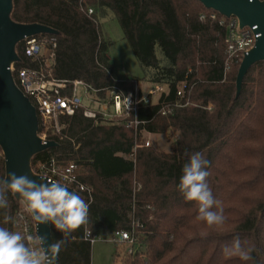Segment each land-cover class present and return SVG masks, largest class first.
Here are the masks:
<instances>
[{"label":"trees","instance_id":"obj_1","mask_svg":"<svg viewBox=\"0 0 264 264\" xmlns=\"http://www.w3.org/2000/svg\"><path fill=\"white\" fill-rule=\"evenodd\" d=\"M12 4L10 17L15 22L38 23L57 32L36 35L55 40L54 59L43 69L46 79L81 80L102 99L106 91L134 90L136 80L121 75L110 60L112 42L99 23L109 11L144 72L142 79L166 87L155 103H140L127 118L144 121L136 129L87 118L78 110L60 118L59 134H49L56 145L31 158L32 168L38 159L51 156L64 164L73 161L78 178L92 188L88 222L73 230L57 264H91L85 229L103 238L133 230L139 248L126 254L122 264H241L224 251L237 237L242 248L252 249L248 262L264 264V199L238 215L230 231L210 236L199 232L226 224L227 216L236 213L233 205L248 202L249 188L262 184L264 190V160L255 184L233 190L232 181L238 163L235 151L247 155L249 144L260 140L264 145V62L250 67L236 97L239 64L228 72L224 69L226 28L217 20H200L201 13L211 10L198 0H12ZM15 50L16 68H38L24 55L21 42ZM179 89L182 96L176 94ZM145 133L167 135L172 139L169 151L138 145ZM194 152L209 161L206 181L217 201L213 210L223 209L219 225L198 220L197 203L186 200L177 187L182 167ZM0 178H4L1 149ZM78 195L88 201L85 194ZM7 200L8 207L0 209V227L16 232L15 212L21 202L10 192ZM50 229L52 243L62 238L51 224Z\"/></svg>","mask_w":264,"mask_h":264},{"label":"built area","instance_id":"obj_2","mask_svg":"<svg viewBox=\"0 0 264 264\" xmlns=\"http://www.w3.org/2000/svg\"><path fill=\"white\" fill-rule=\"evenodd\" d=\"M91 13L92 9L89 8L88 14ZM206 18L217 20L220 26L226 28L224 68L229 67L230 64H239L243 56L254 46L256 38L259 36V33L255 32L256 25L240 28L238 19L235 16L227 18L212 10L209 13H201L199 16L200 20ZM21 44L24 55L38 63V68H16L15 63L19 62L17 61L12 63L8 69L16 87L28 98L35 109L37 117L36 133L42 143L49 140V134H59L61 132L63 126L60 123V118L72 116L78 110H81L82 115L87 118L96 119L100 117L102 121L106 122H123L125 126L136 129L138 126L143 125L144 121L137 118L127 120V118L132 113H136L140 103H155L158 97L166 92L164 85L151 84L145 94H142L135 85L133 91H128L125 94L121 91H106L105 97L102 99L98 97L97 90L81 80H55L44 77V67H48L54 59V38L47 39L35 35L25 37ZM78 87L83 89V93L80 95L77 94ZM176 94L182 96V90L179 89ZM155 96L156 99L153 101L152 98ZM126 97H129L131 101L128 109L125 108ZM116 98L119 101L118 111L115 107ZM93 104L99 107H93ZM110 106L113 107V112L109 111ZM149 144V141H144V146ZM31 169L35 174L45 177L48 182L64 184L77 194L79 192L85 194L88 198L87 202L91 201L92 188L78 178L77 167L73 161L64 164L51 156L44 160L38 159ZM15 224L18 231L25 238V242L30 243L28 238H33L32 233L36 236L35 224L30 215L24 211L22 202L15 212ZM83 238L91 245L97 241L125 244L127 255L134 254L139 248L138 238L134 235L133 230H121L116 232L113 237L103 238L99 233H91L88 229H85Z\"/></svg>","mask_w":264,"mask_h":264},{"label":"clouds","instance_id":"obj_3","mask_svg":"<svg viewBox=\"0 0 264 264\" xmlns=\"http://www.w3.org/2000/svg\"><path fill=\"white\" fill-rule=\"evenodd\" d=\"M130 103V98L126 97V109L130 107ZM208 165L209 161L200 152L192 153L182 167L177 187L186 200L197 203V219L212 226L223 223L224 216L223 209L213 210L217 201L206 181L209 175ZM9 192L22 198L24 211L37 225L50 223L61 233L62 238L55 243L46 244L45 237L37 234L36 239L29 237L30 243H26L20 232L0 227V264H57L62 245L73 230L87 224L89 202L69 191L64 184L38 182L37 179L17 175L15 172H9L6 178H0V209L8 207ZM224 251L227 255L237 256L241 261L252 259V249L242 248L238 237L230 246H225Z\"/></svg>","mask_w":264,"mask_h":264},{"label":"water","instance_id":"obj_4","mask_svg":"<svg viewBox=\"0 0 264 264\" xmlns=\"http://www.w3.org/2000/svg\"><path fill=\"white\" fill-rule=\"evenodd\" d=\"M205 8L229 18L235 16L239 27L256 25L259 33L254 46L243 56L239 63L235 88L237 97L240 93L244 76L250 67L260 61L264 62V0H198ZM12 0H0V149L4 161V178L7 173L26 175L38 182H47L41 175L31 169V158L56 143H45L37 136V117L33 105L16 87L9 66L19 61L15 47L25 37L38 34H56V30L38 23H18L11 19ZM118 111L119 101L115 100ZM40 178H43L42 180ZM69 191H73L69 188ZM76 193V192H75ZM77 194V193H76ZM13 195V194H12ZM13 197L23 203L17 195ZM35 224V234L43 235L46 244H51L50 223Z\"/></svg>","mask_w":264,"mask_h":264},{"label":"rangeland","instance_id":"obj_5","mask_svg":"<svg viewBox=\"0 0 264 264\" xmlns=\"http://www.w3.org/2000/svg\"><path fill=\"white\" fill-rule=\"evenodd\" d=\"M99 23L103 34H105L112 42L109 48L111 62L115 65L121 75L136 80L135 84L137 85V89L140 90L142 94H145L148 86L150 87L151 85L148 84L145 79H142L144 77V72L136 60L129 43L126 39H124L117 19L111 12L108 11L105 16H101L99 18ZM232 65L233 64H230L229 67L224 68L225 71H230ZM82 93L83 89L78 87L77 94L80 95ZM155 99L156 96L152 98L153 101H155ZM93 107L98 108L99 106L93 104ZM208 108H210V105H208ZM109 111H114L112 106H110ZM145 140L149 141L150 144L157 149L169 151L172 139L168 138L165 134L145 133L142 139L138 142V145L144 144ZM257 142L258 143L249 144L250 153L247 155H242L241 153L235 151L238 157V163L235 165V169L237 171L232 170V173L234 172V174H232V181H234L235 184L233 185V190H236L238 188L237 186L240 185L246 184L248 186L251 182H254L255 184L257 178L259 177L258 166L261 164L262 160H264V145L261 144L260 140ZM246 198L248 199L247 203L242 205H233L236 213L227 216L226 219H228V221L226 224L216 228H208L206 231H199L200 234L210 236L219 232L230 231L236 224L239 218L237 217L238 215L241 213L245 214L249 212V210H253L258 201H263L264 190L262 188V184L258 185V187L253 190L249 188L246 193ZM16 232H19L18 229H16ZM32 236V239H36V236L33 233ZM262 237L264 241V236ZM115 244L116 243H111L109 241H97L93 243L91 245V264H122V261L126 256V245H118V256H115ZM139 251L142 252L140 256L144 258V247L141 246ZM234 263L240 264L238 261ZM241 264L250 263L248 261H241Z\"/></svg>","mask_w":264,"mask_h":264},{"label":"crops","instance_id":"obj_6","mask_svg":"<svg viewBox=\"0 0 264 264\" xmlns=\"http://www.w3.org/2000/svg\"><path fill=\"white\" fill-rule=\"evenodd\" d=\"M148 84H150V83H148ZM150 85H151V84H150ZM148 88H149V86H148ZM148 88H147V89H148Z\"/></svg>","mask_w":264,"mask_h":264}]
</instances>
